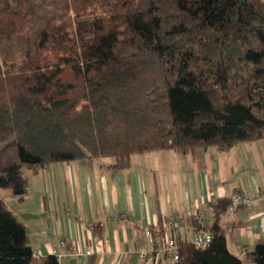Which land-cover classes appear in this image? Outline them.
<instances>
[{"label": "trees", "instance_id": "16d2710c", "mask_svg": "<svg viewBox=\"0 0 264 264\" xmlns=\"http://www.w3.org/2000/svg\"><path fill=\"white\" fill-rule=\"evenodd\" d=\"M259 140L263 0H0V189L19 200L25 170L112 158L122 171L136 155ZM232 197L209 202V246L179 240L174 264H264V240L228 248ZM0 264H60L33 256L1 196Z\"/></svg>", "mask_w": 264, "mask_h": 264}, {"label": "crops", "instance_id": "0c3cea01", "mask_svg": "<svg viewBox=\"0 0 264 264\" xmlns=\"http://www.w3.org/2000/svg\"><path fill=\"white\" fill-rule=\"evenodd\" d=\"M248 144L251 152L242 143L227 152L210 148L187 154L145 153L134 156L131 167L122 171L111 167L112 158L54 163L25 170L26 196L19 200L9 194L4 201L25 225L39 258L52 255V247L66 240L80 254L68 248L60 264H174L156 255L151 239L138 226L173 234L171 218L187 217L211 199L236 192L260 199L264 140ZM220 223L229 250L244 257L264 240V200L252 210L241 208L223 215ZM213 224L209 212L201 229L208 231Z\"/></svg>", "mask_w": 264, "mask_h": 264}, {"label": "built area", "instance_id": "2783aa9c", "mask_svg": "<svg viewBox=\"0 0 264 264\" xmlns=\"http://www.w3.org/2000/svg\"><path fill=\"white\" fill-rule=\"evenodd\" d=\"M264 200V195L260 199L251 200L243 194H237L232 197V204L229 208V213H234L239 207H245L247 210H252L260 200ZM210 210L209 202L206 203L199 211L190 214L187 217H176L169 220V225L173 229L172 233H160L153 231L150 226L139 225L138 230L145 236L151 239L156 255L167 257L170 261L176 262L179 260V236L182 240L191 243L197 249H204L209 246L212 241V235L205 230L196 231L194 228L195 222L202 225L207 218V213ZM118 217H115L117 220ZM181 240V239H180ZM70 249L72 254L79 255L80 252L77 246L72 242L61 240L55 244L52 249V255L59 260L65 257L64 250ZM35 258H39L37 252H33ZM143 257V252L141 254Z\"/></svg>", "mask_w": 264, "mask_h": 264}, {"label": "rangeland", "instance_id": "374dc122", "mask_svg": "<svg viewBox=\"0 0 264 264\" xmlns=\"http://www.w3.org/2000/svg\"><path fill=\"white\" fill-rule=\"evenodd\" d=\"M250 143V142H249ZM245 145V147H246V149L245 150H247V152H251L250 150H251V144H248V143H244ZM257 144H259V143H254V145H257ZM253 145V146H254ZM242 149H244V147H241ZM253 148V147H252ZM212 150V149H211ZM217 150V149H216ZM263 150V149H262ZM167 152H173V151H167ZM212 152V151H211ZM217 152V151H216ZM252 158L251 157H249V160H251ZM249 162V161H248ZM9 194H12L11 193V191H9V190H6V189H0V196L3 198V199H7L6 197L7 196H9ZM247 264H253L252 262H250V261H247Z\"/></svg>", "mask_w": 264, "mask_h": 264}]
</instances>
